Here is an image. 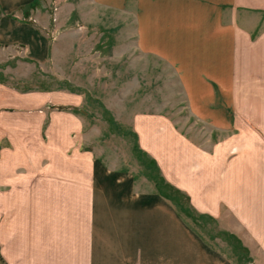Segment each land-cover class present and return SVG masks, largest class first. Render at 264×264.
<instances>
[{
    "label": "crops",
    "instance_id": "0c3cea01",
    "mask_svg": "<svg viewBox=\"0 0 264 264\" xmlns=\"http://www.w3.org/2000/svg\"><path fill=\"white\" fill-rule=\"evenodd\" d=\"M31 1L35 6L24 10L28 17L21 20L19 8ZM95 1L131 17L134 56L173 69L184 95L180 106L189 116L215 130H230L226 141L245 150L249 161L231 168L230 175L214 173L212 180L196 178L181 187L198 200L193 204L205 216L219 217L213 207L222 201L227 218L245 229V242L251 236L252 247L256 242L264 250V131L251 125L264 123V0ZM38 3L0 0V48L20 47L28 59L44 62L56 58L57 49L43 30L47 19L36 13ZM243 85L253 100H241L245 115L230 116ZM18 111L0 109V136L9 143L0 151V254L5 264H188L192 256L217 258L201 235L192 233L163 197L143 190L130 171L105 168L90 152H73L63 161L61 142L30 147L31 136L42 137L31 132L24 116L20 122L6 120V130L1 129V119ZM169 122L163 114L139 112L132 119L139 145L160 166L167 149L182 143ZM50 137L60 139L61 133ZM219 140L215 145L225 143ZM227 232L242 239L234 229Z\"/></svg>",
    "mask_w": 264,
    "mask_h": 264
},
{
    "label": "rangeland",
    "instance_id": "374dc122",
    "mask_svg": "<svg viewBox=\"0 0 264 264\" xmlns=\"http://www.w3.org/2000/svg\"><path fill=\"white\" fill-rule=\"evenodd\" d=\"M38 1L36 13L46 16L43 30L55 42L57 57L52 55L44 62H37L28 59L20 47L0 48V109L5 113L24 108L17 113L9 112V120L2 118L1 129H5L6 120L20 122L24 116L30 121L31 132H39L42 137L31 136L30 147L38 148V142L42 143L40 147L43 143L52 146L54 142H61L59 153L63 161L73 152H90L94 161L105 168L130 171L143 190L151 189L163 197L191 232L201 235L217 254L213 260L192 256L186 263L264 264V250L259 249L260 244L255 240L252 247L251 236H248L249 244L245 242V229L241 230L236 221L227 218V206L222 201L213 207L221 212L219 217L205 216L193 204L198 200L190 198L188 191L181 187L196 178L212 180L214 173L223 177L230 175L231 168L249 161L245 150L236 142H227L226 136L231 131L215 130L212 124L189 116V111L180 106L184 95L175 72L167 64L134 56L129 15L104 8L95 0ZM34 6L33 1L23 4L19 8L22 9L20 19L27 20L28 13L24 10L30 11ZM29 20L38 22L35 16ZM242 87L235 96L238 107H232L230 116L234 112L245 115L241 100H253L246 90L248 85ZM54 93L60 95L55 97ZM138 112L165 115L181 136L178 142L182 143L176 142L168 148L161 164L179 186L167 179L157 160L133 136L132 119ZM72 116L77 122H73ZM251 125L256 132L264 131L262 122ZM17 129L18 123L14 131ZM51 132H60L61 138L54 140ZM220 137L219 141L225 143L217 146L215 143ZM167 139L162 140L169 142L170 138ZM8 146L6 137L0 136V151ZM50 158L46 156L48 161ZM151 158L158 168L156 183L162 194L147 177L149 173L154 174ZM175 201L187 213L178 210ZM230 229L240 232L242 239L233 236V241H229L223 236L231 235L227 232ZM248 255L252 256L249 261ZM0 264H5L1 254Z\"/></svg>",
    "mask_w": 264,
    "mask_h": 264
},
{
    "label": "trees",
    "instance_id": "16d2710c",
    "mask_svg": "<svg viewBox=\"0 0 264 264\" xmlns=\"http://www.w3.org/2000/svg\"><path fill=\"white\" fill-rule=\"evenodd\" d=\"M133 136L136 138L137 136H136V133L135 132H133ZM150 160V163H151V165H150V168L152 169V171H154V174H151V173H149V174H147L148 176L147 177H149V178H151L155 183H154V185L156 186V189H157V192L160 194H162V190H161V188L160 187H158V185H157V183H158V175H157V173L155 174V171H157L158 170V168H157V166H156V164H155V160L154 159H149ZM157 182V183H156ZM169 198L172 200V201H174V198L173 197H170L169 196ZM174 205H175V207L178 209V210H180V211H184V212H186L187 213V211H185V208L183 207V206H181L180 204H179V202H177V201H175V203H174ZM223 236H226L228 239H229V241H233V235H223Z\"/></svg>",
    "mask_w": 264,
    "mask_h": 264
}]
</instances>
